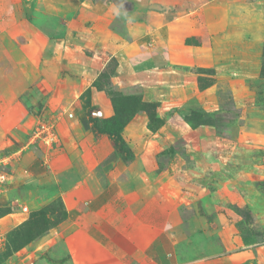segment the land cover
I'll list each match as a JSON object with an SVG mask.
<instances>
[{"label":"rangeland","instance_id":"rangeland-1","mask_svg":"<svg viewBox=\"0 0 264 264\" xmlns=\"http://www.w3.org/2000/svg\"><path fill=\"white\" fill-rule=\"evenodd\" d=\"M235 4L264 20V0H0V116L21 117L28 76L57 136L27 146L33 115L13 131L26 138L8 165L40 174L22 206L0 184L2 264H202L246 246L260 259L244 264H264V36ZM95 73L111 105L96 115L129 118L131 160L92 128L91 89L73 99Z\"/></svg>","mask_w":264,"mask_h":264},{"label":"crops","instance_id":"crops-1","mask_svg":"<svg viewBox=\"0 0 264 264\" xmlns=\"http://www.w3.org/2000/svg\"><path fill=\"white\" fill-rule=\"evenodd\" d=\"M236 8H237V14H238L236 16L245 20V23H243V24H247V25L253 27L254 26L253 23L255 22V19L253 20V18L255 16L251 17V16L247 15L246 13L240 11L239 6L236 4L232 7L234 15L236 13V11H235ZM255 24H256L257 31H259L258 34L261 36L262 35L264 36V20L262 22H260V20H258L257 22H255ZM257 48H259V47H257ZM26 63H29V65L35 64L34 60H32L30 58L27 59ZM220 67H221V64L218 65V67L214 66V68H216V70H217V74L219 73L218 71H219ZM96 77H97V74L95 73V76L93 74L90 82L87 79L84 80L83 81V83L85 84L84 87L82 89L77 90L73 99H77L80 96V93L82 91L84 92L86 89H91V97L93 100V101H91L92 104L97 105V108L99 109V111L101 113L105 114V116L104 115L103 116L107 117L110 115L111 105H110L107 97H105V95L102 93V91L100 89L92 86V83L96 79ZM29 78L30 77L27 76V79L25 81H20L19 85L13 86L14 93H15L16 97L14 98L15 103H12V105H15L17 107V109L20 112H22L21 117L20 118L16 117V119H14V121H12L13 118H10L9 112H6L8 114V116L7 115H4V116L1 115L0 116V157H2L4 155V153L8 152V150L14 151L13 153H17V152L21 151V148L23 147L24 141H25L24 138H26L25 133H23V131H22V133L14 136V134H13V131H15L14 129H16V128L22 129L23 124L30 123L34 117V116L32 117V115L34 114V112L37 111V108L39 106L37 104H39V102L45 103L46 101H48L50 99V97L47 96V94L43 95L38 91L33 92V87L35 89V86L33 85L35 80L32 81L31 78H30V80H29ZM94 97H97V99L95 100ZM25 106H27V107H25ZM29 109H30V111L28 112ZM253 109L259 110L257 107H253ZM76 122H77V124H80L81 131H85V129L82 130V128H84L85 125H86V128L89 127L87 122H85V124L82 122L79 123V121H76ZM244 129L248 130L247 127H244ZM88 130L89 129H87V131H86L87 133H88ZM21 136H23V137H21ZM257 137H258L257 139L259 141L264 142V138L259 137V135ZM17 161L18 160L14 161L11 164V166L9 165L6 167L9 169V172L12 173L11 174L12 179H10L11 181L9 180L12 183L9 186L8 191H10L13 188L17 190V193L15 194V200L13 201V203H17L19 206H22L23 204L26 203V198L24 196L28 192H32L35 189H37V188H34L35 186L33 185V180L36 179L40 173L38 174L34 170H32V167L29 166V163L26 165L23 161L22 162H20V161L17 162ZM24 165H26V166H24ZM165 173L167 174L168 170ZM172 174L174 176H177L175 171H173ZM172 174L168 173L169 177H172ZM201 189L204 190V186ZM6 190H7V188H6ZM218 192H219V194L224 196V194L226 192V188L224 187L221 190H218ZM201 196H205L204 199L207 200L206 196H208V195H207L206 191L205 192L201 191ZM155 203L161 209H164V208H166V206H169L172 210H174L172 207V203L170 201H167L165 203L162 200V202L157 201ZM220 208H222V207H220L218 204L212 205V203L209 201L206 203V209L207 210H216L217 211L213 215V219H215V222H218V223L221 222L223 217H224V221L227 220V217H225V214L222 211L221 212L218 211ZM24 220L25 219H22L21 221L16 223V226L24 223ZM205 222H206V220H205ZM50 240H54V241L56 240L58 242V244L62 241L64 242L63 237L61 236L60 233H58L56 237H52ZM49 242H48V244H49ZM41 246H42L41 249L46 248V245H44V240L41 241ZM220 253L221 252H218L216 255H214L215 257L207 258V259L203 260L202 264H244L249 258H251L252 256L254 257V254H255V256H257V258H259L258 249L257 248H251L250 249L247 246L244 247L243 249L237 251L236 253H232V254L227 255V256H223V257L217 256ZM257 253H258V255H257ZM167 262H168V264H173L170 259H168Z\"/></svg>","mask_w":264,"mask_h":264},{"label":"trees","instance_id":"trees-1","mask_svg":"<svg viewBox=\"0 0 264 264\" xmlns=\"http://www.w3.org/2000/svg\"><path fill=\"white\" fill-rule=\"evenodd\" d=\"M264 51V50H263ZM264 53V52H263ZM208 72H213L212 69L208 70ZM261 76H264V64L262 66L261 69ZM200 81V79H199ZM97 79L95 81H93V86L95 87H99L97 85ZM145 110H147V112L150 113L148 107H152V109H155V105H153L152 103H145L144 104ZM96 111H97V107L95 105H93L90 108V111L88 113V119L89 122L92 123V128L94 130H96L98 133H106L108 135H110L113 138V146L115 150H118V153H126V160H131L133 157V153L131 151V149L129 148V146L127 145V143L124 140V137L122 135V130L125 126V124L129 121L128 117H120V116H113L110 118H104L100 115H96ZM155 116V111L154 114L149 115V120L152 122L154 120H157L154 118ZM3 263V257L0 255V264Z\"/></svg>","mask_w":264,"mask_h":264},{"label":"built area","instance_id":"built-area-1","mask_svg":"<svg viewBox=\"0 0 264 264\" xmlns=\"http://www.w3.org/2000/svg\"><path fill=\"white\" fill-rule=\"evenodd\" d=\"M38 111L34 112V120L31 124V134L27 141L28 145H35L37 142L45 144L47 147H52L57 140L56 133L53 128V123L45 121L44 115L36 114ZM20 152L12 153L9 155H4L0 158V164L9 166L8 162L13 156H17ZM12 173L9 171L0 170V184L8 182L12 179Z\"/></svg>","mask_w":264,"mask_h":264}]
</instances>
